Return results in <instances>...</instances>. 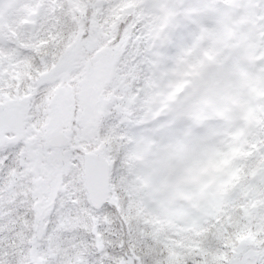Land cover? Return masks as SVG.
Masks as SVG:
<instances>
[{"label": "snow or ice", "instance_id": "obj_1", "mask_svg": "<svg viewBox=\"0 0 264 264\" xmlns=\"http://www.w3.org/2000/svg\"><path fill=\"white\" fill-rule=\"evenodd\" d=\"M8 2L0 0V264H264V119L249 112L250 95L264 102V74L241 82V49L209 33L166 62L147 103L146 61L129 48L127 20L109 27L103 14L121 0H87L81 24L57 18L65 0H11L39 4L34 23L19 28ZM227 2L190 0L202 18ZM239 3L249 22L237 32L264 66V0ZM29 31L38 46L29 47ZM194 91L224 113L218 130L182 131L191 121L178 113ZM241 163L254 170L221 192Z\"/></svg>", "mask_w": 264, "mask_h": 264}, {"label": "rangeland", "instance_id": "obj_2", "mask_svg": "<svg viewBox=\"0 0 264 264\" xmlns=\"http://www.w3.org/2000/svg\"><path fill=\"white\" fill-rule=\"evenodd\" d=\"M245 5L239 0H228L219 11L215 5H208L207 11L202 18L199 12L194 11L190 0H121L118 4H109L103 7V14L108 17L107 25L111 27L116 23V18L126 19L132 40L129 48L137 47L141 52V59L146 61L145 70L148 73L143 79L144 96L147 103L157 100L154 89L163 81L166 71L165 64L171 59L173 63L178 61L189 46H196L203 42L209 33L217 35L219 41L226 46L227 50L241 49L238 56L233 61V72L240 77L241 82L255 79L264 74V66H257L259 57L253 56L250 50L243 45V33H238L237 29H242L249 22L247 12L241 11ZM39 4L26 3L20 6L8 2L4 4V10L14 18L16 26L22 27L25 24H33L32 17L36 15ZM93 5L87 0H65L63 4H55L57 18L66 16L76 24H81L86 12H89ZM92 15L99 16L101 7H95ZM235 17V19H233ZM231 24L233 27H226ZM134 29V30H133ZM15 40V29L13 34L7 37ZM29 47H36L39 41L34 38V34L29 31L27 35ZM175 39V45L172 44ZM172 46V55L168 50ZM7 55V52L5 53ZM169 97L165 96L159 103L165 104ZM260 97L250 95V113H259L257 120L264 119V102L257 103ZM242 104L239 100L235 102V107ZM224 115L214 106V101L210 98L196 97L195 91L178 113V116L189 119L191 125H182L184 133L191 132L193 135L196 125L204 124L199 128L200 132H212L220 128V117ZM246 127V125L244 126ZM242 160H246V154L239 153ZM260 161H256L259 166ZM246 168L253 171L245 163L239 164L228 174V179L221 185L220 191L229 190L233 184L244 183ZM249 178H251L249 176ZM245 187H247L245 185Z\"/></svg>", "mask_w": 264, "mask_h": 264}, {"label": "trees", "instance_id": "obj_3", "mask_svg": "<svg viewBox=\"0 0 264 264\" xmlns=\"http://www.w3.org/2000/svg\"><path fill=\"white\" fill-rule=\"evenodd\" d=\"M145 67H146V63H145ZM148 100H146V102H147Z\"/></svg>", "mask_w": 264, "mask_h": 264}]
</instances>
